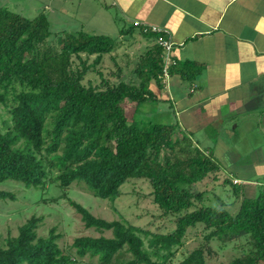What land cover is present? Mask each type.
I'll return each instance as SVG.
<instances>
[{"label": "trees", "instance_id": "trees-1", "mask_svg": "<svg viewBox=\"0 0 264 264\" xmlns=\"http://www.w3.org/2000/svg\"><path fill=\"white\" fill-rule=\"evenodd\" d=\"M0 4V185L13 181L42 191L32 205L66 199L87 228L112 234L79 237L62 248L57 228L40 236L44 217L32 215L17 236L0 235V264H79L85 257L101 264H168L189 230L199 226L204 241L181 264H208L215 241L218 250L232 245L238 252L228 264H264V185L249 190L229 178L213 153L196 147L176 123L135 119L140 107L158 101L151 86L162 83L161 47L142 53L128 80L111 82L99 70L101 84L85 83L91 68L120 43L83 29L57 31L43 12L31 18L10 1ZM131 31L121 34H136ZM129 102L136 104L131 119ZM222 171V185H232L238 197L234 214L225 202L206 204L205 194L193 190L215 183ZM139 181L150 185L159 218L169 219L175 230L107 221L70 196L73 184L83 183L98 198L115 202L124 186ZM51 187L60 194L49 196ZM251 190L256 193L248 196ZM7 199L16 196L0 190V200ZM28 207L17 210L18 216Z\"/></svg>", "mask_w": 264, "mask_h": 264}, {"label": "crops", "instance_id": "crops-1", "mask_svg": "<svg viewBox=\"0 0 264 264\" xmlns=\"http://www.w3.org/2000/svg\"><path fill=\"white\" fill-rule=\"evenodd\" d=\"M63 1L57 6L69 12L76 4ZM10 4L31 17L21 5ZM103 13L112 22L119 18L134 26L139 21L168 31L163 36L175 44L168 81H153L151 89L155 104L168 103L169 110L161 113L170 115L169 124L176 123L196 147L215 160H240L228 137L245 129L259 138L264 134V0H78L77 14L84 19L80 16L75 30L96 35L99 29L86 20L91 17L99 26ZM134 28L147 50L157 43V34ZM250 157L263 160V153ZM257 172L264 174V167ZM252 179L235 178L249 190L258 184Z\"/></svg>", "mask_w": 264, "mask_h": 264}, {"label": "rangeland", "instance_id": "rangeland-1", "mask_svg": "<svg viewBox=\"0 0 264 264\" xmlns=\"http://www.w3.org/2000/svg\"><path fill=\"white\" fill-rule=\"evenodd\" d=\"M8 1L16 2L21 5L23 10H26L31 18L37 13V10H40L47 16L54 30L60 29V31L67 33H75V31H78L75 30L76 27L80 26L78 24L80 16L84 19L83 15L77 14L78 0L75 1L76 4H73L70 12L66 8L62 9V6H59L60 8L57 6L59 1L65 5L63 0H0V3ZM83 1L86 2V0ZM46 5H48L47 8ZM36 15H38V13ZM90 18L91 17H88L86 22L90 24L92 28L95 27L99 29L96 30V35L108 36L120 44L112 54L105 55L97 67L91 68L85 77V83L90 81L94 85L101 84L103 77L100 75L99 70H102L105 77L111 82H119V80H121L120 77L124 80H128L140 56L147 51V47H145L143 39L138 37L139 34L124 36L121 33L126 32L130 28H132L131 32L138 33V29L134 28L133 24H129L119 18L112 22L106 13H103L100 17L99 26L96 25V21L90 20ZM142 36L145 37L146 35L142 34ZM148 43H150V40H148ZM149 46L151 47L148 48L152 51L156 49L155 46L160 47L158 43ZM95 58V56H92L89 59V63H92ZM76 63H78L77 60ZM119 68L121 70H119ZM135 106L136 104L132 102L126 104V113L130 119L134 115ZM1 110L2 107H0V111ZM162 110H169L168 103L162 102L160 106L158 104H145L140 107V110L136 113L135 119L137 121H142L141 123L154 121L169 124V120L171 119L168 118V116L170 115L168 113H161ZM1 113L3 114L4 111L2 110ZM255 135L256 133H249L247 129L243 132L238 131L234 137L230 135L231 137H228L230 146L236 147V153H239L237 159L240 158V155L242 158L240 160L218 161L222 166V170L229 172V174H227L229 178L233 180L235 178L241 179L245 176L252 177L256 182L258 181L257 188L259 189L264 185V174L257 172L260 166L264 167V140L262 139L264 138V134L261 132L260 138L258 134ZM260 153H263V160H249V158H252L250 157L252 154L258 155ZM236 168L239 171H237ZM223 171L221 172V178L215 183H212V181L209 182L208 180L198 184L193 190L195 194H199L200 192L205 194L204 198L208 200L207 202L205 201L206 204H214L219 202V200L225 202L228 205L227 207H229L234 214L238 207V197L234 194L232 185H222L226 174ZM239 182L240 181H238V183ZM0 190L12 192L16 196V199L0 200V235L3 238L9 233L12 236H17L19 226L27 222L32 215L44 217V221L40 223L38 230L40 236L46 237L52 228H57V234L61 235L58 244L62 248H65L66 245H72L76 238L83 236L99 237L101 234L107 237L112 236L111 232L100 233L95 229L87 228L84 221L81 219V214L77 212L75 208L71 207L66 199L53 205L37 206L32 204L33 201L41 198L43 195L42 191L27 189L20 183L13 181L2 183L0 185ZM60 192L61 190H59V188L51 187L49 196L58 195ZM250 192H252V190L249 191L247 194L248 196H253L255 193L254 191L252 193ZM70 193L73 199L89 209L92 214L98 218L107 221L125 219V221L127 220L142 228H154L152 224L156 223L160 231L165 232L167 227L175 230L174 224H172L169 219L162 221L159 218L161 212L153 200L150 185L145 181H139L134 185L129 183L124 186V195L115 202L98 198L90 192L83 183H74ZM137 193H140V195ZM26 205H30V207H28L29 211L24 213L23 216H18L17 210ZM205 235L206 232H203L200 226L191 228L184 239L185 245L177 250L176 255L168 264H181L184 258L204 241ZM212 246L215 250V254L208 256V264H228L238 253L233 249L232 245L223 250H218L215 241V243H212ZM79 264H101V262L97 258L90 259L89 257H85Z\"/></svg>", "mask_w": 264, "mask_h": 264}, {"label": "built area", "instance_id": "built-area-1", "mask_svg": "<svg viewBox=\"0 0 264 264\" xmlns=\"http://www.w3.org/2000/svg\"><path fill=\"white\" fill-rule=\"evenodd\" d=\"M135 27H141V30L143 33H154L157 34V43L164 49L165 54L163 55V63H164V72L160 76V79L164 82L167 83V78H168V69L171 64V54L173 52V48L175 46L174 42L168 38L166 39L163 34L168 33L167 30L162 29L158 26L154 25H144L141 22L137 21L134 22ZM166 85V84H165Z\"/></svg>", "mask_w": 264, "mask_h": 264}, {"label": "clouds", "instance_id": "clouds-1", "mask_svg": "<svg viewBox=\"0 0 264 264\" xmlns=\"http://www.w3.org/2000/svg\"><path fill=\"white\" fill-rule=\"evenodd\" d=\"M235 182H238V180H236ZM240 183V182H239Z\"/></svg>", "mask_w": 264, "mask_h": 264}]
</instances>
